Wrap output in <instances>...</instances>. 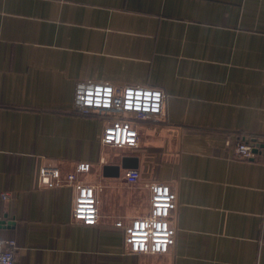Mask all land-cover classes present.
Segmentation results:
<instances>
[{
    "label": "crops",
    "instance_id": "crops-1",
    "mask_svg": "<svg viewBox=\"0 0 264 264\" xmlns=\"http://www.w3.org/2000/svg\"><path fill=\"white\" fill-rule=\"evenodd\" d=\"M79 81L159 88L164 116L139 123L136 148L105 146L109 119L72 108ZM247 138L264 139V0H0V239L15 264H264V157L234 156ZM79 162L93 227L73 222L71 187H38L42 165ZM155 181L178 196L175 248L128 254L116 223L149 215Z\"/></svg>",
    "mask_w": 264,
    "mask_h": 264
},
{
    "label": "built area",
    "instance_id": "built-area-1",
    "mask_svg": "<svg viewBox=\"0 0 264 264\" xmlns=\"http://www.w3.org/2000/svg\"><path fill=\"white\" fill-rule=\"evenodd\" d=\"M166 94L163 90L148 86L111 84L100 81H79L75 85L72 108L84 114H97L109 119L101 142L115 149L136 148L139 144L140 122L159 119L166 109ZM238 159L257 160L264 157V139L238 140L234 147ZM92 170L90 162H79L75 172L63 176L61 170L52 165H42L38 172V187L58 189L71 187L75 191L72 220L93 227L99 222V198L97 188L86 184L79 176ZM129 184L141 181L139 170L126 171ZM150 213L135 218L130 223L119 221L116 227L125 234V249L128 254L164 255L176 245V226L173 218L178 207V196L167 182H150ZM7 199L9 192L2 193ZM145 222L147 227H144ZM0 257H10L16 263L18 252L14 240L0 239Z\"/></svg>",
    "mask_w": 264,
    "mask_h": 264
},
{
    "label": "clouds",
    "instance_id": "clouds-1",
    "mask_svg": "<svg viewBox=\"0 0 264 264\" xmlns=\"http://www.w3.org/2000/svg\"><path fill=\"white\" fill-rule=\"evenodd\" d=\"M144 227H147V223L145 222ZM0 246H2V242H0ZM0 264H10V257H0Z\"/></svg>",
    "mask_w": 264,
    "mask_h": 264
},
{
    "label": "water",
    "instance_id": "water-1",
    "mask_svg": "<svg viewBox=\"0 0 264 264\" xmlns=\"http://www.w3.org/2000/svg\"><path fill=\"white\" fill-rule=\"evenodd\" d=\"M123 168H127L126 164L123 165ZM5 223H6V222H5ZM5 225H7V224H5ZM8 225H9V224H8Z\"/></svg>",
    "mask_w": 264,
    "mask_h": 264
}]
</instances>
